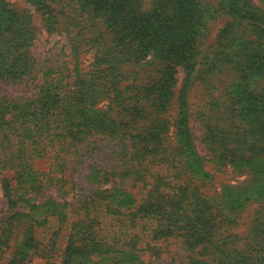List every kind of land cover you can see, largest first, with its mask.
Returning a JSON list of instances; mask_svg holds the SVG:
<instances>
[{
	"label": "trees",
	"instance_id": "trees-1",
	"mask_svg": "<svg viewBox=\"0 0 264 264\" xmlns=\"http://www.w3.org/2000/svg\"><path fill=\"white\" fill-rule=\"evenodd\" d=\"M74 2L75 8L91 22L92 36H85V45L91 49L97 47L93 70L71 83L60 78L49 79L31 98L0 100V179L4 190L9 192L10 201L16 192L10 180H14L15 186L29 184L27 189L32 193L39 187L40 173L30 162L45 157L48 149L58 153L55 157L58 159L64 153L62 151L76 148L92 137L105 136L118 139L117 151L130 153L132 160L142 157L143 161L144 155L153 147L155 151L160 150V145L155 142L160 141L167 126L164 120L153 122L135 136L125 131L131 118H143L145 106L141 101L156 96H150L154 93L151 85L139 87L134 86L133 81L127 82L131 75H137L136 68L147 58L153 64L158 63V69L153 71L157 72L158 89L162 93L155 101L158 103L152 102V105L160 117L165 113L169 92L166 84L175 72L174 67L192 66L194 29L200 16L191 0H163L160 3L157 0L147 14L136 13L135 0ZM51 3L54 5L53 1ZM228 7L233 18L245 22L255 30L256 36L264 38V28L257 26L261 18L252 13L248 0H228ZM49 9L47 15L50 17H55L57 12L64 16L51 6ZM29 24L30 18L26 14L15 11H10L0 23V80L18 82L33 70L34 64L27 51L33 35ZM240 53L236 57L239 58L237 63L246 66L243 71L248 78L264 74L262 46H240ZM237 94V124L208 129L206 147L219 167L242 170L247 165H255V159L264 166V94ZM105 102V108L98 106ZM181 108L183 114L178 115L176 122L175 156L183 162L180 163L186 171L196 167L202 172L203 161L194 151L185 110L183 106ZM111 112H115L113 118L109 116ZM123 138H129L130 144H125ZM3 172H11L12 178H2ZM162 183L164 190L159 199L144 201L125 210L112 208L104 195L92 194L80 208L82 216L75 221L69 222L64 209L56 212L61 224L71 223L65 252L70 257L79 251L89 259L100 258L97 264H145L139 256V236L128 233V227L123 226L124 221L129 227L140 222L144 226L145 222H153L154 228L150 231L153 239L180 238L188 251L197 252L186 264H264V207L252 223L244 248L238 249L234 247L235 237L228 234V226L213 214V208L200 194L185 189V184ZM106 192L103 190V194ZM225 195L228 199L232 197L230 191ZM99 211L117 217L118 226L122 228L104 235L112 240L110 242L102 237L103 223L94 215ZM45 221L43 218L36 224L41 226Z\"/></svg>",
	"mask_w": 264,
	"mask_h": 264
},
{
	"label": "rangeland",
	"instance_id": "rangeland-1",
	"mask_svg": "<svg viewBox=\"0 0 264 264\" xmlns=\"http://www.w3.org/2000/svg\"><path fill=\"white\" fill-rule=\"evenodd\" d=\"M74 1L0 0V23L10 11L23 12L30 18L28 27L33 35L27 51L34 64L30 74L18 82L0 80V100L31 98L49 79L60 78L71 83L93 70L97 47L91 49L85 45V36H92L91 22L75 8ZM191 1L200 16L194 29L192 66L174 67L175 72L166 84L169 92L165 113L157 117L152 105L162 93L158 89L157 72L153 71L158 69V63L153 64L147 58L136 68L137 75H131L127 82L133 81V85L139 87L151 85L154 93L150 96H156L141 101L145 106L143 118L130 117L125 131L135 136L147 130L153 122L164 120L166 131L160 141L155 142L160 145V150L155 151L153 147L144 155L146 159L143 161L142 157L132 160L130 153L117 151L118 139L95 136L76 148L60 150L64 152L60 155L62 157L59 156L61 160L55 158L58 153L48 149L45 157L31 161L33 169L40 173L39 187L33 193L27 189L29 184L15 186L14 180H10L16 190L10 201L9 192L4 190L0 179V264H97L100 258L89 259L79 251L70 257L65 252L71 227L69 222L82 216L80 208L86 198L92 194L104 195L112 208L125 210L144 201L159 199L164 190L162 182L185 184V189L200 194L213 208V214L228 226V234L235 237L234 247L244 248L252 223L264 207L263 163L255 159V165H247L242 170L219 167L211 159L205 135L208 129L237 124V92H245V96H249L248 92L251 96L264 94V74L248 78L243 71L246 66L239 65V58H236L241 55L240 46L256 48L260 45L264 50V38L256 36L253 28L231 16L228 0ZM135 2L136 13L147 14L157 0ZM248 3L252 13L261 18L257 26L264 28V0H248ZM50 6L64 16L58 12L55 17L48 16ZM105 105L106 102L98 106L105 108ZM182 106L194 151L203 161L202 172L196 167L186 171L180 163L182 161L175 156L176 122L178 115L183 114ZM113 113L109 114L112 118ZM124 121L128 122L126 118ZM123 142L130 144L129 138H123ZM2 178L11 179V172H3ZM103 190L107 192L103 194ZM229 191L231 199L225 195ZM61 209L67 212L69 222L61 224L58 220L55 213ZM94 215L103 223L102 237L121 228L117 217L101 211ZM43 218L46 221L38 226L36 222ZM121 218L126 220L123 216ZM145 223V226L140 222L129 227L124 221L123 226L128 227V233L139 236V256L143 263L186 264L197 253L188 251L180 238L153 239L150 231L154 223Z\"/></svg>",
	"mask_w": 264,
	"mask_h": 264
}]
</instances>
